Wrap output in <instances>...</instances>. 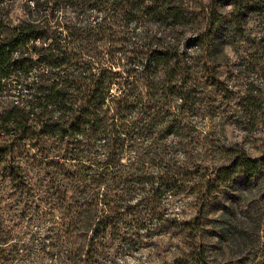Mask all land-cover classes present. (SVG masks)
<instances>
[{"label": "trees", "instance_id": "obj_1", "mask_svg": "<svg viewBox=\"0 0 264 264\" xmlns=\"http://www.w3.org/2000/svg\"><path fill=\"white\" fill-rule=\"evenodd\" d=\"M3 1L0 176L18 190L44 181L62 264H73L63 244L81 229L84 256L93 257L110 234L129 244L165 220L177 208L171 198L191 195L203 217L237 177L264 173V154L234 144L211 167L194 151L212 135L199 116L205 101L231 93L221 87V64L250 0ZM5 14L10 41L2 39ZM13 71L27 86L23 97L10 98ZM239 100L251 117L256 97L245 91ZM7 246L0 228L2 263ZM190 254L163 264H201Z\"/></svg>", "mask_w": 264, "mask_h": 264}, {"label": "rangeland", "instance_id": "obj_2", "mask_svg": "<svg viewBox=\"0 0 264 264\" xmlns=\"http://www.w3.org/2000/svg\"><path fill=\"white\" fill-rule=\"evenodd\" d=\"M10 1L1 5L9 7ZM30 1L15 0L19 7ZM218 8L226 14L229 5ZM17 13L24 18L23 9ZM3 17L2 39L10 41L8 32L13 24L8 23L6 14ZM233 35L221 64V79L225 81L221 87H230L231 93L229 97L210 96L199 111V116H206L212 135L194 151L210 167L223 161L219 149L233 144L252 157L264 154V0H250ZM15 78L13 71L7 79L12 88L10 98L27 93V86L15 83ZM245 91L256 97L249 118L238 105ZM208 129L206 125L202 130ZM37 179L35 188L27 191L15 189L8 178L0 176V228L8 240L7 251L11 252L9 260L0 264L63 263L57 240V214L44 181ZM168 201L177 206L176 210L169 212L165 220L139 231L131 243H117L110 234L95 256L85 257L86 232L81 229L64 242L65 256L72 257L73 264H163L191 253L201 264H264V173L249 180L237 177L213 196L203 217L191 195ZM198 218L202 221L199 228L195 224ZM185 221L196 228L185 229Z\"/></svg>", "mask_w": 264, "mask_h": 264}, {"label": "built area", "instance_id": "obj_3", "mask_svg": "<svg viewBox=\"0 0 264 264\" xmlns=\"http://www.w3.org/2000/svg\"><path fill=\"white\" fill-rule=\"evenodd\" d=\"M5 1V0H4ZM31 3L33 2L32 0L30 1Z\"/></svg>", "mask_w": 264, "mask_h": 264}]
</instances>
